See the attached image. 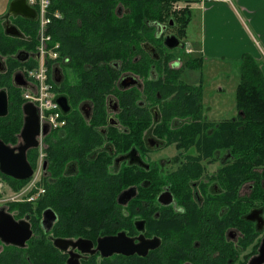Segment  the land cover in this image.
<instances>
[{
    "label": "flooded vegetation",
    "instance_id": "1",
    "mask_svg": "<svg viewBox=\"0 0 264 264\" xmlns=\"http://www.w3.org/2000/svg\"><path fill=\"white\" fill-rule=\"evenodd\" d=\"M12 1L0 13V142L20 154L28 105L40 133L26 151L29 178L0 163V264H264V162L244 161L237 98L227 105L221 78L193 65L206 59L186 52L187 27L173 13L148 27L142 18L128 59L80 65L50 33L62 14L49 7L43 45L40 1L25 0L24 15ZM54 46L50 61L41 49ZM41 61L62 99V127L46 133L26 98ZM97 169L121 172L123 191L82 209L78 187L96 184Z\"/></svg>",
    "mask_w": 264,
    "mask_h": 264
},
{
    "label": "trees",
    "instance_id": "2",
    "mask_svg": "<svg viewBox=\"0 0 264 264\" xmlns=\"http://www.w3.org/2000/svg\"><path fill=\"white\" fill-rule=\"evenodd\" d=\"M49 1L51 13L58 12L63 16L61 20H54L50 28L54 41L60 44L62 56L80 65L90 63L96 66L102 61L112 63L128 59L127 53L137 48L138 38L141 35L138 30L140 19L146 18L148 27L151 21L158 19L161 21L171 16V5L180 2V0ZM121 8L125 9V14L119 12ZM191 15L190 9L184 7L176 16L180 23L187 27ZM238 64L240 82L237 86L236 98L242 116L240 145L243 158L244 161L264 162V72L262 70L264 64L250 55H245ZM94 172L98 178L96 184H83L78 187V189L83 188V191L80 190L81 193L78 191L81 198H84L80 202L82 209H105L108 206L105 199L108 188L111 187L115 198L124 188L121 172L110 179L101 169ZM89 186H92L91 191ZM57 189H55L56 198ZM91 193L96 197L95 203L85 197ZM114 202L116 204V200ZM66 203L72 204V200H67Z\"/></svg>",
    "mask_w": 264,
    "mask_h": 264
},
{
    "label": "crops",
    "instance_id": "3",
    "mask_svg": "<svg viewBox=\"0 0 264 264\" xmlns=\"http://www.w3.org/2000/svg\"><path fill=\"white\" fill-rule=\"evenodd\" d=\"M191 11L186 40L210 61L264 64V0H180ZM264 72V65L262 67Z\"/></svg>",
    "mask_w": 264,
    "mask_h": 264
},
{
    "label": "water",
    "instance_id": "4",
    "mask_svg": "<svg viewBox=\"0 0 264 264\" xmlns=\"http://www.w3.org/2000/svg\"><path fill=\"white\" fill-rule=\"evenodd\" d=\"M24 1L25 0L12 1L10 5V11L14 12L16 15L26 14L25 8H24ZM17 7L22 8V9H19V11H17L16 10ZM175 39L176 38H169L168 40L169 47L176 48L180 46L179 43L174 42ZM16 78L17 79L15 80V82L18 86H26V83L22 75L18 74ZM122 86H125V85L122 84ZM56 104L59 106V108H62L61 97L56 99ZM4 107H6V104H4ZM25 110H26V114L29 116L26 121L27 123H26L25 129L23 131V137L25 139L26 145L22 148L20 154L14 155L10 149H8L6 146H4L2 142H0L1 170L5 174L15 177L16 179H19V180H25L32 175V170L26 162V151L28 148L37 146L36 137L40 133V127L38 124V118H37L35 109L32 106L28 105ZM4 114H6V112ZM47 130H48V127H44V133H46ZM17 166L19 167V169H16ZM120 201L123 202V197L121 198ZM105 241H112V240H105ZM114 250H117V249H114Z\"/></svg>",
    "mask_w": 264,
    "mask_h": 264
},
{
    "label": "built area",
    "instance_id": "5",
    "mask_svg": "<svg viewBox=\"0 0 264 264\" xmlns=\"http://www.w3.org/2000/svg\"><path fill=\"white\" fill-rule=\"evenodd\" d=\"M41 9L42 21H41V34L43 45L48 42L49 38L44 37V28L51 23L52 17L48 16L50 1L39 0ZM58 15H56L57 17ZM42 55L46 58H50V61H55L59 57L57 52V46L51 49H41ZM35 81L37 93L35 96L27 94V101L32 102L40 110V119L42 127H49L51 130H59L62 127L61 111L59 106L55 102V94L52 92V85L48 80V71L44 61H41L39 69L31 75Z\"/></svg>",
    "mask_w": 264,
    "mask_h": 264
},
{
    "label": "rangeland",
    "instance_id": "6",
    "mask_svg": "<svg viewBox=\"0 0 264 264\" xmlns=\"http://www.w3.org/2000/svg\"><path fill=\"white\" fill-rule=\"evenodd\" d=\"M211 1H213V0H211ZM7 4H8V0H0V13L6 9ZM185 6H188V5L185 3H180V2L176 3V4H172L171 5V16L174 14V17L178 18L176 15L180 11H182L181 8H184ZM171 16H169V17H171ZM185 42L187 43V46H189V48L188 47L186 48V52H187V50H190V52H191L190 54L193 55L194 58L195 57L199 58L200 56H199V53L196 51V49H194L187 42V40H185ZM183 58H186V55L183 56ZM193 65L203 67L205 69V72L208 73L210 78H212L214 75L221 78V80L219 81L221 84L218 83V85L222 86V88H223L224 92H223L222 96L225 99V103L227 105H231V103L235 105L236 89H237V86H238L239 80H240L239 79L240 69H239L238 63H227L224 61L221 62V61L203 60V61L195 62V64H193ZM199 76H200V73H198L197 77H191L187 74V76H185V79L188 82L195 84V83H198ZM225 76H227L226 79H225Z\"/></svg>",
    "mask_w": 264,
    "mask_h": 264
}]
</instances>
